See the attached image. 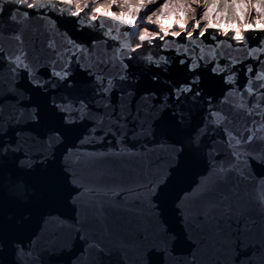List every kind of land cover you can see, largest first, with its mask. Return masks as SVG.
Listing matches in <instances>:
<instances>
[{
  "label": "water",
  "instance_id": "95a60500",
  "mask_svg": "<svg viewBox=\"0 0 264 264\" xmlns=\"http://www.w3.org/2000/svg\"><path fill=\"white\" fill-rule=\"evenodd\" d=\"M28 3L0 0V264H264V31L137 48Z\"/></svg>",
  "mask_w": 264,
  "mask_h": 264
},
{
  "label": "snow or ice",
  "instance_id": "6c2138e0",
  "mask_svg": "<svg viewBox=\"0 0 264 264\" xmlns=\"http://www.w3.org/2000/svg\"><path fill=\"white\" fill-rule=\"evenodd\" d=\"M51 2V0H49ZM246 2V0H245ZM17 3L21 6L27 5L28 8H38L40 5L36 3H28V0H17ZM62 3L71 8L75 5V11H70L69 15L72 17H80L81 13H85V18L80 19L78 22L81 25H85L86 21L95 22L100 20L99 26L101 28L104 27V20H111L114 24H118L119 26L135 29L139 25H155L158 28V31H149L148 27H140L138 40L139 44L137 48L141 47L145 42L148 44H152L153 40L159 39L161 41H165L167 37L170 35L172 37H180L182 34L185 35V38L190 42H195V40L200 37L205 36L209 29H218L220 28V23L216 20L215 17L212 19L209 18V9L215 8L217 12H220L223 9L228 10L229 18L234 17V7L236 4V0H163V3H159V0H62ZM255 0L252 3H247V7L251 10L254 7ZM153 5H158L156 7H151ZM261 9H264V0H260L259 4ZM113 9H119V11H113ZM135 9V10H133ZM88 10H90L91 14H88ZM167 10V11H165ZM4 11L3 4H0V14ZM63 12V9H61ZM183 13L181 15L180 13ZM175 13V21L174 24L171 20L172 14ZM29 13L25 12L24 17L27 19ZM245 21L248 19V13H244ZM11 20L16 21L17 16L15 13L11 15ZM222 19V17H221ZM165 21H168L167 23ZM88 27H95L94 23H87ZM177 27L178 31H171L173 27ZM245 27L251 28V24H245ZM259 31H264V28L258 29ZM119 31V29H117ZM194 33L196 34L194 36ZM224 35H228V29L225 27L223 29ZM2 30H0V35H2ZM105 35L110 36L114 40H118L119 36H111V31L109 30ZM129 32H125L124 36H129ZM211 39L215 40V34L209 33ZM232 39L240 42L244 41V36L241 34L239 29L234 30V36ZM69 43H72L69 40ZM122 48L127 45L121 44ZM137 48H131L130 51H136ZM153 58L151 56L148 57V60L151 61ZM17 60H20L22 63V58L17 57ZM160 61H163L165 64L168 63L167 58L161 56ZM181 64H184L185 61L181 60ZM21 65L17 64L16 67L19 68ZM24 68H27L28 65L24 64ZM159 67V63L156 64ZM198 65L193 64L189 70H193L194 67ZM126 67V65H125ZM213 71H216L214 68ZM253 68L251 65L247 66V72L251 74ZM31 75V73H30ZM55 75L60 79H66V74L61 75V73L56 72ZM257 80H264V73H258L256 75ZM199 80V77H196L193 83ZM228 83H232V77L226 81ZM109 84L111 81L108 82ZM260 89H264V84L259 85ZM245 91L251 96L253 94V80L250 77L248 79L247 85L245 86ZM176 95L175 99L177 101L180 100V96L182 93H191L192 85L186 84L181 87L175 89ZM194 96H200V92L196 91L193 93ZM261 99H264V92L260 94ZM83 105V102H81ZM71 106V102L68 105H59L58 107L62 112L67 113L68 108ZM259 105L254 104L253 108L258 107ZM240 107H244V105H240ZM251 114V113H250ZM214 115H217L214 113ZM173 122L176 128H179L181 124L184 122V116L182 111L173 113ZM115 134V133H114ZM253 137L251 135L246 137L248 142H251ZM237 144H240L241 141L239 139L236 140ZM239 158V157H237ZM14 179L12 180L13 184L18 182V176L14 173ZM27 183V182H25ZM4 184V177L0 174V189H2ZM150 191L154 190V188L150 187ZM23 195H27L26 189L22 193ZM22 198V197H21ZM261 200H264V190L260 193ZM14 203H19L18 199H14Z\"/></svg>",
  "mask_w": 264,
  "mask_h": 264
},
{
  "label": "rangeland",
  "instance_id": "374dc122",
  "mask_svg": "<svg viewBox=\"0 0 264 264\" xmlns=\"http://www.w3.org/2000/svg\"><path fill=\"white\" fill-rule=\"evenodd\" d=\"M257 1L258 2H255L254 7L250 10L247 7V3H252L253 0H246V2H245L246 4L244 3L243 5H241V0H236L235 7L233 9L234 17L231 19L229 18L228 12H226V11H228L227 9H223L220 12H217V10L215 8H210L209 9V18L212 19L213 17H215L216 20L213 22L218 21L222 28L227 26L229 28L239 29L241 27V25L245 22L244 13L249 14L251 11L253 13L258 14L260 17H262L263 22H264V9H261L259 6L260 0H257ZM159 3H163V0H159ZM156 6H158V5H153L151 7L154 8ZM165 11H167V10H165ZM225 13H227V14L225 15ZM180 14L183 15L182 12ZM221 17H222V19H221ZM171 20L174 24L175 13L172 14ZM165 22L167 23L168 21H165Z\"/></svg>",
  "mask_w": 264,
  "mask_h": 264
},
{
  "label": "bare ground",
  "instance_id": "6f19581e",
  "mask_svg": "<svg viewBox=\"0 0 264 264\" xmlns=\"http://www.w3.org/2000/svg\"><path fill=\"white\" fill-rule=\"evenodd\" d=\"M72 9L75 10V5L72 6ZM133 10H135V9H133ZM113 11H117V12H118L119 9H113ZM89 12H90V10H89ZM90 14H91V12H90ZM245 24H251V25H252L251 28H253V27H255V28H261V27L264 28L263 18L260 17L258 14L253 13V12H251V11H250V13L248 14V19H247V21H245V22L241 25V27L239 28L240 32H242V30H243L244 28H248V27H245ZM140 27H148L149 31H158V28H157L155 25H139L137 28L133 29V30H134V34H135V38H136V41L134 42V45H138V43H139L138 35H139ZM226 27H227V26H226ZM224 28H225V27H224ZM224 28H222V27L220 26V28H218V29H219L221 32H223V29H224ZM227 29L232 30L233 33H234V30H235L234 28H229V27H227ZM171 31H178V28L174 26V27L171 29Z\"/></svg>",
  "mask_w": 264,
  "mask_h": 264
},
{
  "label": "trees",
  "instance_id": "16d2710c",
  "mask_svg": "<svg viewBox=\"0 0 264 264\" xmlns=\"http://www.w3.org/2000/svg\"><path fill=\"white\" fill-rule=\"evenodd\" d=\"M255 2H258L257 0H255ZM245 3V1L244 0H241V5H243ZM246 4V3H245ZM226 12H228V11H226ZM227 13H225V15H226Z\"/></svg>",
  "mask_w": 264,
  "mask_h": 264
}]
</instances>
